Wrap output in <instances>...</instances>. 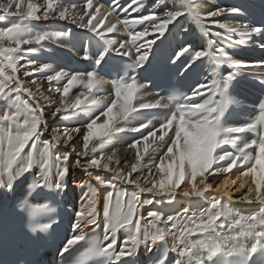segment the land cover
Masks as SVG:
<instances>
[{
    "label": "snow or ice",
    "instance_id": "snow-or-ice-1",
    "mask_svg": "<svg viewBox=\"0 0 264 264\" xmlns=\"http://www.w3.org/2000/svg\"><path fill=\"white\" fill-rule=\"evenodd\" d=\"M198 3L199 0H166L161 6L152 7L149 0H128L127 3L111 0L109 10L102 13L101 0L96 5L93 0L78 3L0 0V22H7L0 23V190L5 194L15 192L33 169H37L27 184V195L20 201L23 210L36 216L55 210L47 203L33 205L29 197L37 201L54 200L67 191V178L73 168L87 177L78 185L82 189L81 204L73 213L72 235L66 236L58 249L61 264H67L69 258H74L75 264H138L141 249L152 254L151 264H264V94L248 119L230 124L226 115L232 103L229 87L238 72L224 75L217 71L222 64L235 69L264 67V61L234 62L227 51L247 45L253 39L264 50V22L235 26L221 23L215 18L223 14L240 15V9L215 7L202 12ZM112 14L117 15V20L106 24L105 19ZM185 15L200 25L205 38L216 39L208 40L206 48L181 44L173 50L169 62L175 65L183 61L182 75H186L195 70L197 62L207 58L212 66L210 79L197 83L186 94L167 97L157 94L159 98L151 102L134 105V100H140L137 93L148 86L139 82L136 73L147 70L156 40L164 37L166 31L170 32V25L177 27L179 18ZM206 19L210 21L208 26L204 24ZM41 21L69 22L91 33L86 39L90 43L95 41L93 70L69 73L30 59V54L37 50L31 46L43 48L45 41L62 42V37L71 35L70 30L35 28L34 23ZM121 24L123 28L118 30ZM216 26L226 29L227 34L210 30ZM180 27L188 32L187 27ZM117 32L123 38L108 35ZM232 34H238L240 39L233 40ZM150 36L154 38L147 39ZM110 52L122 59L113 64L115 58L108 57ZM21 60L24 64H20ZM21 69L25 79L34 73L40 79L33 78L26 83L21 78ZM109 70L118 76L112 81L114 98L111 100L107 96L97 97L94 92V89L101 90L97 85L105 83L98 72ZM42 81L48 82L47 89ZM53 81L57 83L55 88ZM76 83L85 91L74 101L66 100ZM257 83L264 88V78L257 79ZM46 91L54 95H47ZM55 94L59 95V101ZM46 107L53 119L70 121L87 116V120L81 119V126H57L51 130L50 138H42L48 131L44 118ZM158 108L166 109L167 114L140 121L136 127L128 128L120 123L132 114ZM98 110L106 117L99 124V116L93 118ZM154 120L159 124L158 129ZM142 129H147V134ZM118 133H140V138L133 137L125 149L135 151V162L130 165L126 159L121 165L116 149L111 154L105 152ZM149 137L155 139L149 141ZM141 141H144L143 152L138 147ZM153 144L156 147L149 153ZM153 169L159 172V181L148 179L153 176ZM233 169L235 179L224 178L215 187V193L222 196L205 197L206 192L213 190V184L206 182L208 176L232 173ZM145 171L148 175L143 178L150 184L148 187L140 183V174L133 175ZM198 177L201 178L199 185ZM182 184L186 187L178 193ZM230 184L236 186V192H242L239 202L255 203L259 205L258 210L244 212L230 206L233 195L225 191ZM129 185L134 187L129 190ZM101 190H104L102 209L98 198ZM145 193L151 194L150 197H144ZM177 194L204 198L206 207L199 212L183 208L175 215L162 211H149L147 216L141 213L144 206L156 202V197H166L172 202ZM225 196L227 202H222ZM101 215L103 239L94 240L89 246L91 236L101 227ZM48 219L50 222L39 225L40 231L52 229L55 221ZM195 236L198 238L193 239Z\"/></svg>",
    "mask_w": 264,
    "mask_h": 264
},
{
    "label": "bare ground",
    "instance_id": "bare-ground-1",
    "mask_svg": "<svg viewBox=\"0 0 264 264\" xmlns=\"http://www.w3.org/2000/svg\"><path fill=\"white\" fill-rule=\"evenodd\" d=\"M126 1L127 0H123ZM255 0H199L198 3V7L200 8V10L202 12H206L208 10H212L215 7H224V8H238L240 9L241 14L240 15H228V14H223L215 19H217L219 22L221 23H227L229 25L235 26L237 24H246L249 23L248 19L243 15L242 13V7L246 4H252V2ZM264 1V0H262ZM6 2V0H5ZM33 2L35 3H39L41 2V0H33ZM73 2H79V0H73ZM149 3L152 7H159L161 5H163L164 3H166V0H149ZM93 4L96 5L97 4V0H93ZM109 10V8L107 6L101 8V12L102 13H106ZM99 15V14H98ZM14 20L17 18H13ZM116 21V17L112 14L111 16H108L107 19H105V23H114ZM0 23H7V22H0ZM205 26H208L210 24V21H208L207 19L204 21ZM180 25H183L184 27L188 28V32H184L182 30V28L180 27ZM34 27L39 29V30H70L71 31V35L67 36V37H62L61 41L62 42H56V43H52L49 41H45L44 43V47L40 48L39 46H31V47H35L37 50L30 54L29 58L30 59H34L37 64H41V63H49L52 65V67L55 70H60V69H64L65 71H68L69 73H73V72H77L74 68H66V67H61L59 66V62H57V60L59 58H64L65 61L67 62V65L70 66V62H69V55L72 54L73 52H79L82 51V49H86L87 48V43L88 40L86 39V37H88L89 35H91V33H89L86 29H80L78 28L76 25H73L69 22H64V21H60V22H51V21H41L39 23H34ZM123 25H118V30L122 29ZM139 28V26H138ZM170 32L166 31L165 32V36H169L172 40L174 39H178L181 44L184 43H191L193 45L194 48L199 49V48H206L207 47V41L208 40H215L216 37L214 36H209L207 38H205L201 31H200V25L197 24L190 16L185 15L181 18H179V24L177 25V27H172L171 25L169 26ZM102 30V29H101ZM212 32L215 31H220L223 34H227V30L226 29H220L218 26L213 27L210 29ZM109 37H113L116 36L118 38H123V34L122 33H112V34H108ZM159 34L157 33L156 36H158ZM86 39V41H82L81 38ZM154 37L150 36L147 39H153ZM162 37H160L159 39L156 40L159 41L161 40ZM232 39L233 40H237L240 39L238 34H232ZM94 41H92L93 43ZM25 48L29 47V46H24ZM229 55L231 56L232 60L234 62H247L249 64H256L258 62L264 61V50H261L257 44H256V40L253 39L251 42H249L247 45H241L239 47L236 48H228L227 49ZM110 53H114V52H110ZM108 53V54H110ZM116 54V53H114ZM207 59V58H206ZM20 64H24V61L21 60ZM19 67V65H18ZM21 71V78L25 79L22 76V72L23 69L20 70ZM218 72L226 75L228 72L230 71H237L238 75L236 80L233 82L232 85H230V93L232 95H234L237 99H238V109L237 112L239 113L240 116V120L239 123H243L246 119L249 118L250 114L253 112V106L256 104V102L258 101V99L261 97L262 94H264V88H261V86L257 83V79L259 78H264V76H261L260 74L264 73V67H241L239 69H235L232 67H229L227 64H222L220 65V67L217 69ZM82 72V71H80ZM255 74V75H253ZM33 78H37L40 79L39 74H33V77H29L25 79V82L28 83V81H30ZM105 83L101 86V85H97L98 88H101V90L99 92H95V95L97 97H103V96H107L109 100L114 98V89L112 87H110V84L107 83V79L103 78ZM45 89H47V81H42ZM63 82L59 85L62 87ZM57 86V83L55 81L52 82V87L55 88ZM29 87H33V91H35L34 86H32L29 83ZM82 91H85L82 87V85H80L79 83H76L72 86V88L69 91V95L68 97H66L65 99L68 101H74L75 97L77 95H79ZM47 95H54V93H49L46 91ZM137 96L140 97V100H134L133 104H137L138 102H144V103H148L153 101L154 99H151L150 96L147 94V92L143 89L141 92L137 93ZM24 98L26 99V94L24 96ZM55 98L57 101H59V95L55 94ZM52 108L55 107V105L51 106ZM83 107V105L81 106ZM69 111H71V109H69ZM79 111V110H77ZM143 111V110H142ZM49 108L46 107L45 108V112H44V118L47 124V128L48 131L45 133V136L42 138H50L51 135V130L53 128H56L57 126H60L61 128L65 125V124H69L71 126H81L80 120H87V116H82L76 120H70V121H64L61 120L59 118L53 119L49 116ZM167 114V110L166 109H152V110H148L147 112H144L143 114L141 113H136V114H132L130 115L128 118H126L123 121H120V123L124 126V127H136L139 125L140 121H144L147 122V120L149 119H153V116L160 118L163 115ZM256 115H258V110L255 113ZM96 116H99V119L97 120V123H102L106 117H104L103 115H100V111L98 110L94 115L93 118H95ZM132 116H136L137 118L134 120L132 119ZM21 119H23V117H21ZM155 124V127L158 129L159 128V124L156 123V120L153 121ZM41 127L43 128L44 125H41ZM142 131L147 134V129H142ZM169 135H171L172 133L169 132ZM160 135V132L157 131V136ZM135 137L137 139L140 138V133H118L115 136H113L112 141L110 142L108 148H106L105 152L109 153L110 151L112 152L113 149L117 150L118 156L117 158L121 160V165H123L125 159L127 160L128 164L130 165L131 163L135 162L134 156H135V151L128 149L127 151H125L127 144L132 142V138ZM155 139V137H149V141ZM165 139H167V137H165ZM157 143H160V141L157 140ZM143 145H144V141H141V144L138 146L141 150V152H143ZM156 145L153 144L152 148L149 149V153H152L153 148H155ZM227 147V146H225ZM61 150L63 149V145L60 146ZM27 150V149H26ZM148 157H145V161H147ZM158 162V161H157ZM167 163V162H166ZM223 163V162H222ZM144 161L141 162V165L143 166ZM34 172L37 171V169H33ZM101 174H105L108 175V173H104L102 170ZM235 169L232 170V173H229L228 175L226 174H220L218 176H216L213 181V190L210 192H206L204 195L205 197H210L211 195H216V196H222V193H215V189L214 186H216L217 183H219L220 181H222L224 178H232L235 175L233 173H235ZM140 174L141 175V181L140 183L142 184V186H145L146 183L144 181V176H147L148 173L147 171L143 172V173H134L133 175H137ZM207 176V174H206ZM209 177V176H208ZM87 177L86 175L80 171L79 169L73 168L71 170L70 175L67 178V191L64 192V194L67 195V201L68 204L70 206V211L72 212L71 214V218H73V213L76 210V208H78L81 204V195H82V189L78 186L79 183L81 181L86 180ZM149 180H152L150 178H148ZM160 177H158L157 179H155L156 181H159ZM201 179V178H200ZM199 181L198 183L196 181V183L199 185ZM239 183V182H238ZM238 183L236 186H238ZM148 184V183H147ZM148 186H150V184H148ZM147 186V187H148ZM235 186V187H236ZM129 190H131L134 186H127ZM186 187V184H182L180 189L178 190V193L180 191H182L184 188ZM200 187H203L202 185H200ZM235 187L233 188L232 185L230 184L229 187L226 189L227 191L231 192V193H235ZM3 191L0 190V201L2 199L1 195H2ZM151 194L145 193L144 197H150ZM241 196V193L233 196V201L231 202L230 206L235 207L236 209H239L241 211L244 212H250L253 210H258L259 205L257 204H245L243 202H239L238 198ZM103 197H104V190H101V192L98 194V198L100 201V208L102 209L103 207ZM142 197V199L144 198ZM162 201V202H161ZM222 202H227V197H223V201ZM206 207V201L204 198H200V197H183L182 195L177 194L176 199L173 200L172 202H169L168 199L166 197H156V202H154L153 205H146L141 209V213L144 216H147V213L149 211H162L166 214H172L175 215L177 212H180L183 208H189L190 212L192 211H196L199 212L202 208ZM143 223V221H142ZM100 224H101V231L103 233V217L101 215L100 218ZM238 231V230H236ZM232 234H235V232H233ZM121 239L123 238V233L121 232L120 234ZM198 236L193 237V239H197ZM151 254L145 252L143 249L140 250V255L138 258V264H141L142 262H144Z\"/></svg>",
    "mask_w": 264,
    "mask_h": 264
}]
</instances>
